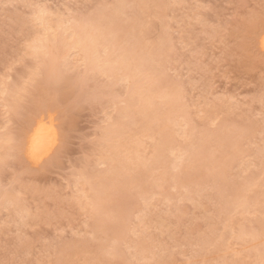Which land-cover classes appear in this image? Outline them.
<instances>
[{"label": "rangeland", "instance_id": "obj_1", "mask_svg": "<svg viewBox=\"0 0 264 264\" xmlns=\"http://www.w3.org/2000/svg\"><path fill=\"white\" fill-rule=\"evenodd\" d=\"M53 38L56 81L34 49ZM263 38L264 0H0V264H264ZM151 82L164 113L146 131L130 105ZM29 118L58 136L38 164ZM114 128L118 154L105 146ZM213 134L240 147L225 169L247 199L229 209L209 176L224 156ZM106 176L121 192L99 204Z\"/></svg>", "mask_w": 264, "mask_h": 264}, {"label": "bare ground", "instance_id": "obj_2", "mask_svg": "<svg viewBox=\"0 0 264 264\" xmlns=\"http://www.w3.org/2000/svg\"><path fill=\"white\" fill-rule=\"evenodd\" d=\"M112 11H110V13H111ZM40 14H41V12H40ZM42 14H43V12H42ZM42 14H41V16L39 17V15H38V17L40 18V21L41 22H45L46 20H45V16H43L42 17ZM102 15V14H101ZM107 15V14H106ZM113 15H114V13H113ZM99 16V15H98ZM104 17V16H103ZM99 20V19H98ZM97 20V21H98ZM101 21V20H100ZM88 22V21H87ZM92 23V22H91ZM95 23V22H94ZM96 24V23H95ZM106 25V24H105ZM105 28V27H104ZM100 28L98 27V26H94L93 28H92V31L93 32H96V31H98ZM90 33V32H89ZM95 36H96V34H95ZM95 36H91V41H93L94 40V37ZM58 37V36H57ZM87 37H88V34H87ZM54 40H48V39H42V40H39L38 42H36L37 44H35V46H34V49H36V50H44V56L45 55H47L46 57H47V59H44L45 61H44V66H43V69H41V70H39V72L41 71V73L43 74V76L45 77V78H48V79H50V80H55L56 81V79L58 78V77H60L61 76V74L63 73L62 71H61V67L60 66H62V63L60 64L59 63V61H58V53L60 52V50L61 49H63V47H64V42L62 41V40H58V38H53ZM50 41V45H48L47 44V42H49ZM76 44V43H75ZM140 45V44H139ZM157 45V44H156ZM262 45H263V47H264V38H263V40H262ZM142 46V45H141ZM140 46V47H141ZM145 46H146V44H145ZM142 48V47H141ZM146 48L148 49L149 48V50L148 51H146V49L144 48H142L141 50L140 49H138V50H140L141 52H143V51H145V53L147 52V55H148V52H149V55L148 56H152V54H153V50L152 49H150V46H146ZM87 49H89L88 47H87ZM161 49V48H160ZM42 50V51H43ZM89 51H90V49H89ZM154 52H157V51H154ZM144 53V52H143ZM139 55V54H138ZM157 56H158V54H157ZM145 57V56H144ZM143 56H142V58H143V60H145L146 58H144ZM152 57H154V56H152ZM43 58V57H42ZM147 60V59H146ZM145 60V61H146ZM150 60V59H149ZM149 60H147V61H149ZM146 61V62H147ZM153 61V60H152ZM142 64L143 65H145L143 62H142ZM123 65V64H122ZM68 66V65H67ZM125 66L123 65V68H124ZM142 67V66H141ZM65 68V67H64ZM121 68V67H120ZM113 71V70H112ZM139 77V76H138ZM143 80V77L142 78H140V80ZM148 79V78H147ZM151 78H149L148 80H150ZM69 81V80H68ZM140 82V81H139ZM138 82V83H139ZM141 83H139V85H140ZM152 84H154V83H150V86H148L149 85V83L148 84H146L147 85V87L146 88H144V91H142V90H139V89H137L134 93H133V95H132V97H131V99H132V102H131V105H130V109H133V108H138L139 109V113L140 114H142L143 116H144V121H143V127H144V129L146 130V131H149V130H151V128H150V125H149V123H151L150 121H154L155 119H156V117L160 114V112H163V108H160V112H159V110H151V106L152 105H154L153 104V102H152V99L154 98V96H155V92L153 91V89H152ZM144 85V84H143ZM59 88V87H58ZM156 91V90H155ZM157 92V91H156ZM176 92V91H175ZM172 93H173V91H172ZM59 95V94H58ZM173 95V94H172ZM169 96V95H168ZM157 97V96H156ZM44 100H45V98H44ZM43 100V101H44ZM49 100H50V98H49ZM47 101V100H46ZM45 102V101H44ZM40 103V102H39ZM48 104L50 105L51 104V102L50 101H48ZM172 105H170V104H166L167 106H164V107H167L168 108V111L166 112V120L167 121H169V120H171V119H173V113L174 112H176V111H178L179 109H180V106L178 105V104H176V102H173V103H171ZM138 109H136V110H138ZM164 111H165V109H164ZM134 112V111H133ZM164 113V112H163ZM28 121V124H27V126L25 127V132H27V138H26V140H25V142H24V147L26 148V154H27V156H28V158L32 161V162H36L35 164H38V162H41L42 160H44V158H46L51 152H52V150L54 149V147H55V145H56V142H57V138H58V136H57V131H56V127H54V125L52 124V122H46L45 120H44V118L43 119H37V120H33V119H31V118H29V120H27ZM166 121V122H167ZM117 123V122H116ZM119 124L120 123H117V126H119ZM123 125V124H122ZM121 126V125H120ZM168 126V125H167ZM115 127V126H114ZM119 130V131H118ZM116 129V128H114V129H111V131H110V133L108 134V135H106V138H105V146H107L108 148H109V150L111 151V152H116V151H118L119 149H118V147L116 146V137L117 136H119V134H120V129ZM225 133L226 132H224V134H223V132H222V134L223 135H225ZM231 133V132H230ZM209 134V133H208ZM240 135H242V134H240ZM239 135V136H240ZM229 136V135H228ZM238 136V135H237ZM120 137V136H119ZM161 137H162V135H161ZM206 137H211V135L210 136H206ZM205 137H203V139H204ZM227 137H225L224 138V136H222V135H217V134H213V137H211V139H208L207 141L209 142V143H211V142H216L217 143V145L222 149V151L221 152H223L224 153V156L219 160H216L217 158L215 157L214 158V156L213 155H209L210 156V160H212V161H216V168H218V170L217 171H214V172H212L209 176L215 181V183H217L218 184V188H217V191H216V193H217V197L215 196V198H217L218 199V201L217 202H220V204H221V206H223V208H225V207H227L228 206V202L230 201V200H232L234 203H239V202H241V201H245L247 198H246V196L242 193V191H243V188H239V187H237L236 186V184L234 185V187L236 186V189L235 190H233V191H231L230 190V188H232L233 186H231L230 187V184H229V182H228V179H227V171H226V169H225V167H227V166H229V164H231L232 162H233V160L236 158V156H237V152L240 150V147L238 146V145H236V144H234L233 145V148H232V145H229V142L228 141H231L232 140V138H231V140H230V137H228L227 139H228V141H227V139H226ZM240 138V137H239ZM119 140V139H118ZM117 140V141H118ZM121 140V139H120ZM162 140V139H161ZM199 140V139H198ZM165 144L166 143H172V141H173V137L171 136V134L169 133L167 136L165 135V137H163V140H162ZM203 142V141H202ZM231 143H232V141H231ZM196 144V142L193 144V145H188L187 147H186V149H190L191 151L193 150V149H191V148H193L194 147V145ZM196 145H198V142H197V144ZM195 145V146H196ZM200 145V147L202 146V143L201 144H199ZM136 147V146H135ZM195 148V147H194ZM139 149V148H138ZM164 149V148H163ZM136 151V150H135ZM156 151H157V153L161 156V152H160V150H159V148H157L156 149ZM120 152V151H119ZM193 152V151H192ZM115 154H118V152L117 153H115ZM114 154V155H115ZM117 156V155H116ZM204 160V159H203ZM202 159H201V161L200 162H202L203 161ZM206 160V159H205ZM204 160V161H205ZM209 160V159H208ZM207 161V160H206ZM211 161V162H212ZM31 162V163H32ZM199 162V161H198ZM209 163V162H208ZM136 164V163H135ZM202 165H204L203 163H201ZM138 166L136 167V168H134L135 169V171L138 173V174H144V175H147V171L149 170V167L148 166H145V165H141V164H137ZM135 166V165H134ZM199 166V165H198ZM201 166V165H200ZM114 171H116V170H114ZM112 173H113V171H112ZM143 175V176H144ZM109 176V175H108ZM106 176V177H102V178H100V183L98 184V186H99V188H100V190H99V194L100 195H94L93 197H94V199H95V201L97 202V203H103V202H108L109 200L111 201V196L115 193V192H118L120 189L119 188H121V187H119V186H117L116 184H115V182H114V184H113V182H112V180L114 179V177L112 178V180H110L109 179V177H111V176H113V175H111V176ZM140 176V175H139ZM156 178V177H155ZM162 178V177H161ZM161 178H158L157 179V181H159V180H163V179H161ZM119 180V179H118ZM118 180H116V182L118 181ZM187 180H189V179H187ZM133 181H134V183H137V182H135V178H134V175L132 176L131 175V177H129L128 178V180L126 181V185L127 184H129V183H131V184H133ZM186 183V182H185ZM187 183H189V182H187ZM130 184V185H131ZM146 184V183H145ZM97 185V184H96ZM114 185V186H113ZM120 185H121V183H120ZM123 185V184H122ZM121 185V186H122ZM133 185H136V184H133ZM231 185H233V184H231ZM95 186V185H94ZM113 186V187H112ZM115 186H116V188H115ZM115 188V189H114ZM127 188V187H126ZM129 188V187H128ZM144 190V189H143ZM120 192H121V190H120ZM229 192V193H228ZM230 192H232V194H230ZM141 193V192H140ZM234 194V195H233ZM230 195H232V197L230 196ZM122 197V196H121ZM232 198V199H231ZM131 199V198H130ZM230 199V200H229ZM117 202H118V200H117ZM242 202V203H243ZM116 203V202H115ZM230 203H231V201H230ZM232 205V204H231ZM100 206V205H99ZM102 207V206H101ZM228 208V207H227ZM230 208V207H229ZM228 208V209H229ZM98 209H100V207H98ZM97 209V210H98ZM104 209V208H103ZM110 209V208H109ZM221 210H223L222 208H221ZM260 226L262 227V228H264V222H261L260 223ZM264 230V229H263ZM245 232V231H244ZM246 233V232H245ZM247 235V234H246ZM250 236L253 238V239H257L258 237H259V235L258 234H250ZM207 241V240H206ZM205 241V242H206ZM138 246H139V249H140V251L142 252L143 250H146L147 249V246H146V244L144 243V241H142V242H140V243H138Z\"/></svg>", "mask_w": 264, "mask_h": 264}]
</instances>
